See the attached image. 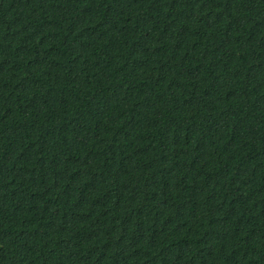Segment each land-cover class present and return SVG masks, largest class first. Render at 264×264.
<instances>
[{"label": "trees", "instance_id": "obj_1", "mask_svg": "<svg viewBox=\"0 0 264 264\" xmlns=\"http://www.w3.org/2000/svg\"><path fill=\"white\" fill-rule=\"evenodd\" d=\"M0 264H264V0H0Z\"/></svg>", "mask_w": 264, "mask_h": 264}]
</instances>
